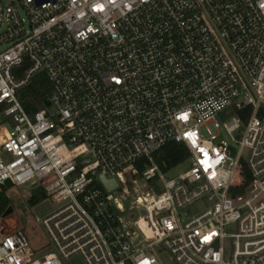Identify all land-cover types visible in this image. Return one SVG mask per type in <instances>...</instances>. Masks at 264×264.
I'll list each match as a JSON object with an SVG mask.
<instances>
[{"label":"built area","instance_id":"1","mask_svg":"<svg viewBox=\"0 0 264 264\" xmlns=\"http://www.w3.org/2000/svg\"><path fill=\"white\" fill-rule=\"evenodd\" d=\"M171 142L189 167L168 178L152 154ZM7 182L45 192L52 249L0 214V264H264V0H0Z\"/></svg>","mask_w":264,"mask_h":264},{"label":"rangeland","instance_id":"2","mask_svg":"<svg viewBox=\"0 0 264 264\" xmlns=\"http://www.w3.org/2000/svg\"><path fill=\"white\" fill-rule=\"evenodd\" d=\"M200 131L205 138H208L206 127H201ZM219 136L220 139H226L223 134H219ZM235 152L236 150L232 149V153L234 154ZM188 167H189V163L184 161L183 163L175 166L170 171H168L166 173V176L168 178L171 177L173 178L178 174L186 171ZM135 187H138L137 191L139 193L141 192V190H143V188L141 187V183L137 182L136 184H133L129 182L128 184L129 194L127 195V198L125 197V201H124V204L126 206L125 208H128V206L133 203V199L136 197V194H138V192L135 191ZM28 189H29L28 186L11 187L8 182L4 184V186L2 187V191L6 193V196L9 199L8 208H11L12 211L9 214H7L4 218L2 217V224L8 231L23 228V231L26 234L32 249L35 252L41 254L49 249H52V243L44 228L36 223V219L37 218L43 219L53 210L54 206L50 201L45 200L32 208L29 207L27 204V197L29 192ZM198 208H201L200 204L190 207L189 211L194 212ZM162 260L167 261L168 260L167 256L163 255ZM63 263L84 264L79 256H72Z\"/></svg>","mask_w":264,"mask_h":264},{"label":"trees","instance_id":"3","mask_svg":"<svg viewBox=\"0 0 264 264\" xmlns=\"http://www.w3.org/2000/svg\"><path fill=\"white\" fill-rule=\"evenodd\" d=\"M50 93V87L43 76L37 77L33 84L20 92L18 98L28 113H33L42 108V102ZM248 110L239 112V115L245 120ZM188 156V152L183 144L168 143L152 154L153 161L158 169L167 173L175 166L183 163ZM138 168L141 167L138 165ZM242 174L244 181L241 186L235 187L229 191L230 195L243 193L249 184L250 177L246 167L243 165ZM46 200L45 192L40 187H33L28 192L27 204L34 207ZM9 207V199L4 191H0V214L3 215Z\"/></svg>","mask_w":264,"mask_h":264},{"label":"water","instance_id":"4","mask_svg":"<svg viewBox=\"0 0 264 264\" xmlns=\"http://www.w3.org/2000/svg\"><path fill=\"white\" fill-rule=\"evenodd\" d=\"M45 105L48 106L49 103L45 102ZM100 181L103 185V187L106 189V191H113L117 188V182L114 179H106L104 176H100ZM12 211L11 208H8L5 213L2 215L4 218L7 214H9Z\"/></svg>","mask_w":264,"mask_h":264},{"label":"bare ground","instance_id":"5","mask_svg":"<svg viewBox=\"0 0 264 264\" xmlns=\"http://www.w3.org/2000/svg\"><path fill=\"white\" fill-rule=\"evenodd\" d=\"M139 195V194H138Z\"/></svg>","mask_w":264,"mask_h":264}]
</instances>
